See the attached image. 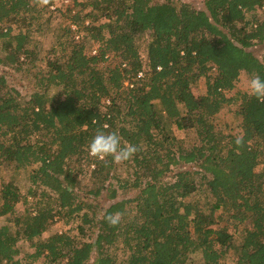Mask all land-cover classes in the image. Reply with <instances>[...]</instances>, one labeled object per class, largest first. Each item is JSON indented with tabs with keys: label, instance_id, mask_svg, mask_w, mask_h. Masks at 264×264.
Instances as JSON below:
<instances>
[{
	"label": "trees",
	"instance_id": "1",
	"mask_svg": "<svg viewBox=\"0 0 264 264\" xmlns=\"http://www.w3.org/2000/svg\"><path fill=\"white\" fill-rule=\"evenodd\" d=\"M51 3L0 0V65L32 70L36 82L25 99L0 75V160L16 168L36 165L29 179L44 187L37 210L18 216L16 229L0 226V262L20 264L14 259L19 238L32 242L60 213L66 220L80 218V228L93 223L94 239L76 241L56 232L33 243L29 256L86 264L95 253L94 264H116L110 248L120 243L126 257L118 264H227L222 259L229 249L230 264H264V102L248 92L225 94L241 71L264 80V47L261 58L248 49L264 43V0H204L200 9L171 0H69L66 23L59 25L65 37L57 41L60 52L45 58L29 47L28 32H12V24L29 29ZM257 7L261 20H247ZM144 32L150 36L146 63L136 41ZM86 40L97 43L94 51ZM201 76L206 91L195 95L192 84ZM53 88L57 92L50 94ZM236 99L241 133L216 130L210 118ZM160 113L177 129H195L197 142L183 146ZM98 131L116 132L121 146L136 147L123 162L131 169L127 176L111 157L88 155ZM238 136L244 141L239 148ZM73 158L78 167L69 165ZM82 162L94 165L95 180L85 195L77 189ZM188 163L200 169L213 197L206 207L185 200L196 190L199 171L177 170L165 180L171 168ZM129 188L137 193L117 199ZM102 196L109 203L99 207L95 201ZM1 197L0 214H6L19 195L6 184ZM117 212L120 222L111 227L104 217ZM225 218L234 225L249 220L238 243L220 225ZM192 253L200 258L191 259Z\"/></svg>",
	"mask_w": 264,
	"mask_h": 264
},
{
	"label": "rangeland",
	"instance_id": "2",
	"mask_svg": "<svg viewBox=\"0 0 264 264\" xmlns=\"http://www.w3.org/2000/svg\"><path fill=\"white\" fill-rule=\"evenodd\" d=\"M156 1H164V0H156ZM173 2H186L192 5L193 7L200 9L203 8L204 0H171ZM69 5V0H52L51 5L48 9L42 11L37 18V22L32 24L29 29H26L25 26H21L20 24H12V32H17L19 29L22 31H27L31 42H29V47L34 48L38 51V56L53 57L60 52V47L58 46V39L64 40L65 37L63 35L62 29L59 27L60 24H65V10ZM262 8H256L254 11H250L246 14L247 20L251 21L253 18H256L258 21L262 18ZM86 9L82 10L81 13H85ZM254 16V17H253ZM100 20H104L103 18ZM243 23H237L238 26ZM75 29V26H72ZM79 37H75V40H80L82 38V31L78 32ZM149 33L144 32L137 36V43L140 56L144 63H146V44L149 41ZM85 45L87 46L88 51H94L97 47V43L92 42L91 40H86ZM264 47V43L259 41L253 42V44L248 48L253 52V54L259 58H261L262 50ZM54 48L55 50H53ZM3 55V54H2ZM114 61H119L118 57H112ZM20 60H23L21 56ZM38 64L43 65L42 61H38ZM211 75H214V70L210 71ZM0 75H3L6 79L7 85L9 87L15 88L20 94L28 99L29 95L34 89L35 79L32 77V70L27 71L25 68H21L16 70L13 66L9 65H0ZM251 76L246 72L241 71L239 73L238 79L235 82L234 88L228 91H225L226 96H235L237 92H248V83ZM206 78L201 76L192 84V91L195 95H203L206 91ZM57 92L56 88L50 90V94ZM105 103L108 101L105 100ZM239 99L230 102L223 106L219 112L214 114L210 121L215 126V129L222 133H229L233 135H239L241 133V118L236 114V109L238 108ZM162 117L163 123L172 129L173 134L181 139L183 146L189 147L197 142V135L195 129H177L174 124L167 118L165 115L160 113ZM41 135V134H38ZM37 136V135H36ZM36 136L32 137V141L36 139ZM41 138V136H39ZM43 138V136H42ZM45 138V136H44ZM70 166L78 167L79 161H75L73 158L69 162ZM36 167V165H30L25 168L19 167L16 168L12 162H8L7 160H0V208L3 204V199L1 197L2 187L6 184H11L13 189H16L18 192L19 198L16 202L13 203V208L10 212L6 214H0V226L9 225L12 229H16L18 227L16 223V218L25 212L34 213L37 208V202L41 199V193L44 187L36 186L31 183L29 179L30 171ZM94 168V165H87L86 162H82V166L77 173V189H79V194L85 195L86 191L92 187V183L94 182V177L91 175V170ZM118 172L123 176H127L131 169L127 164H119L117 166ZM189 169L191 171H199L194 173V179L196 183V190L192 192L185 200L192 201L200 208L206 207L207 203L212 201L213 197L211 193L207 190L206 185L204 184V178L200 169L192 164L188 163L185 165H180L178 167L171 168V172L167 174L165 180L174 179L173 173L177 170ZM260 169V165L256 168ZM131 179H133V175H128ZM31 189V190H30ZM47 190V189H45ZM137 193V189L129 188L127 190H120L118 192L117 199L121 198H129L134 196ZM89 199H92V196L87 194ZM46 198H43L40 201L42 204ZM95 203L99 207L105 206L109 203V199L105 196L96 199ZM51 206L54 207V210L58 208L57 203L55 201L52 202ZM205 209V208H204ZM218 210L217 212H219ZM80 218L74 217L70 220H66V218L60 214H55L52 222L49 224L47 229L41 233L40 236L34 237L32 242L20 237L16 243L18 254L14 256L15 260H18L20 264H64L65 260L60 259L55 262L46 261L43 255L33 258L29 256L34 251L33 243L36 241H41L46 239L48 236L56 233V232H66L71 236H74L76 241H89L94 239L96 227L93 223H85L83 227L80 224ZM220 225H226L228 230L234 235V243H238L241 238V230L244 226H249V220H245L242 223H238L237 225L232 224V220L225 218L221 221ZM122 244H117L110 248V252L116 257V264L119 263L122 259L126 257V252L122 248ZM95 253H92L91 258L87 261L86 264H94ZM200 258L199 253H192L191 259L198 260ZM234 260V255L232 249H229L225 256L222 259L223 263L230 264ZM0 264H10V262L1 261Z\"/></svg>",
	"mask_w": 264,
	"mask_h": 264
},
{
	"label": "clouds",
	"instance_id": "3",
	"mask_svg": "<svg viewBox=\"0 0 264 264\" xmlns=\"http://www.w3.org/2000/svg\"><path fill=\"white\" fill-rule=\"evenodd\" d=\"M37 6H47L50 0H34ZM248 95L255 97L256 99L264 102V80L258 75H254L250 78L248 83ZM243 137H236V146H243ZM136 147L133 145L121 146L120 137L116 132L105 133L98 131L97 134L92 138L87 146L88 155L97 160L104 161L108 157L112 158L114 163H123L130 159L136 152ZM122 214L112 213L104 217L106 222L111 227H115L120 222Z\"/></svg>",
	"mask_w": 264,
	"mask_h": 264
}]
</instances>
